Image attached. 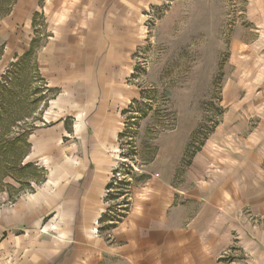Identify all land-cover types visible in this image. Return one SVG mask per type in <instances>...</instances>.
I'll use <instances>...</instances> for the list:
<instances>
[{
    "label": "crops",
    "instance_id": "crops-1",
    "mask_svg": "<svg viewBox=\"0 0 264 264\" xmlns=\"http://www.w3.org/2000/svg\"><path fill=\"white\" fill-rule=\"evenodd\" d=\"M160 3L16 0L0 18L1 29L10 34L5 43L24 45L16 47L14 58L27 51L39 33L33 30V13L42 18L36 68L57 91L55 99L65 101L74 122L71 148L84 156L78 163L67 159L60 164L61 177L45 178L31 192L12 199L1 198L0 264H229L233 246L253 249L237 219L244 203L239 165L236 161L234 172L231 155L219 163L197 151L187 162L185 185L171 182L172 170L166 175L152 171L120 220L111 224L104 217L110 212L107 184L116 163L106 153L115 151L112 145L119 147L123 102L135 98L128 82L134 28ZM16 28L25 32L26 40L14 33ZM62 129L63 120L45 143L40 142V128L31 132L26 161L42 167L41 151L56 148ZM57 149L61 153V147ZM53 185L54 192L49 188ZM46 218L58 228L43 226ZM98 222L109 225L99 227ZM96 223L100 230L94 232ZM11 247L20 256L10 262L4 258Z\"/></svg>",
    "mask_w": 264,
    "mask_h": 264
},
{
    "label": "rangeland",
    "instance_id": "rangeland-1",
    "mask_svg": "<svg viewBox=\"0 0 264 264\" xmlns=\"http://www.w3.org/2000/svg\"><path fill=\"white\" fill-rule=\"evenodd\" d=\"M35 22L41 33L42 18L37 16ZM13 31L26 40L23 30ZM9 35L0 23V43L5 46L0 57L4 84L0 87V127L13 124L7 139L40 128V142L45 143L63 120L65 130L56 148L41 151L43 176L61 177L60 164L84 158L71 148L74 122L66 113L65 101L55 99L57 91L31 66L32 57L28 64L11 67L14 50L24 45H7ZM134 49L128 56V70L132 71L128 82L135 98L123 102L118 117L119 147L112 145L115 151L106 153L116 161L111 168L106 220L123 214L152 171L162 170L166 175L172 170L171 182L185 185L187 162L197 151L219 163L227 162L231 155L233 167L236 161L239 165L244 203L237 219L253 249L233 246L227 261L264 264V202H258L264 198V0H161L135 25ZM10 68L13 71L4 79L2 75ZM31 109V115L24 117ZM23 172L27 185L0 174V200L40 185L42 173ZM49 188L52 192L57 189L56 185ZM44 225L58 228L56 221L47 218ZM96 225L94 232L109 224ZM12 248L6 252V261L20 256Z\"/></svg>",
    "mask_w": 264,
    "mask_h": 264
},
{
    "label": "trees",
    "instance_id": "trees-1",
    "mask_svg": "<svg viewBox=\"0 0 264 264\" xmlns=\"http://www.w3.org/2000/svg\"><path fill=\"white\" fill-rule=\"evenodd\" d=\"M15 1L16 0H0V18L4 17L10 13V11L12 9L11 7L15 3ZM38 15H39L38 12L33 13V17H32L31 22H32L34 31H36L35 20H36V17ZM3 46H4V44L0 43V57L2 55ZM38 46H39L38 40L36 38H33L30 42L29 49L27 51H25L21 56L17 57L14 60V63L11 64V67L14 68V67L21 66V64L23 62L25 64H28V60L32 57L31 59H33V61L31 62V66L33 68H35L36 67V61H35V53L36 52H35V50ZM11 71H13V69H11V68L7 69L5 71V73L2 75L3 78L4 79L7 78ZM0 87H4V84L2 81H0ZM56 94L57 93H54V96ZM137 101L138 100L132 101V102L136 103ZM2 103L3 102L0 103V107L2 106ZM129 107L132 108V105L130 104ZM31 113H32V109L30 111H28V115L24 116V117L30 116ZM1 116H2V114L0 112V120H1ZM11 126H13V124L11 122L10 123L7 122L3 127H0V166H3V170L0 172V174L4 175V176H10L16 182H18V181L25 182V184L27 185L29 183V180H27L28 179L27 176L26 177L24 176L25 174L23 171H25L26 169H30L32 171H39L40 173H42L43 170H42V167H37L36 164L33 162L32 163L31 162H23L24 157L28 154V152L30 150V144L28 143V137L31 134V132L23 131L22 133H18L16 136L7 139L6 136L10 134ZM120 134L121 133H119L118 136H120ZM15 171H20L21 174L18 173V175H17V174H15ZM32 174H35V173L32 172ZM45 178H46L45 175L43 176V173H42L41 178L38 181L42 182L45 180ZM4 185H7V184H4ZM110 185H111V181H109V183L107 184L108 190H109V188H111ZM10 195L11 194H9V196ZM9 198L12 199V197H9ZM105 216H106V214H105ZM121 217H122V214L118 218H111V220H112L111 224H114L115 221L120 220Z\"/></svg>",
    "mask_w": 264,
    "mask_h": 264
}]
</instances>
